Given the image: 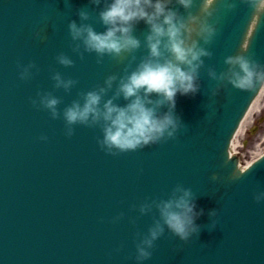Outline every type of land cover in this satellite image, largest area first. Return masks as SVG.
<instances>
[{"label": "water", "instance_id": "1", "mask_svg": "<svg viewBox=\"0 0 264 264\" xmlns=\"http://www.w3.org/2000/svg\"><path fill=\"white\" fill-rule=\"evenodd\" d=\"M82 7L93 13L97 30H105L89 0H0V264H264V201L255 199L264 190V156L242 170L229 153L263 82L241 89L208 73L212 66L226 69L225 57L244 51L245 44L247 54L264 63V13L254 16L245 0L236 8L217 0L210 20L218 31L206 45L213 55L204 58L201 88L177 95L184 126L175 137L114 154L100 146L99 126L77 123L72 135L65 132L64 107L81 89L122 75L132 55L106 54L98 63L95 51L83 57L74 51L69 23L80 22ZM192 11H199V0ZM148 30L140 21L134 34L143 40ZM62 51L73 65L58 62ZM146 51L136 50L133 66ZM33 60L34 75L22 79L20 65ZM55 71L77 80L71 91L55 86ZM41 91L61 97L60 117L33 104ZM119 102L126 103L123 97ZM178 182L191 186L197 207L205 209L197 218L200 232L183 241L166 231L152 257L137 262L136 234L153 222L139 203L165 195ZM214 208L219 223L212 227Z\"/></svg>", "mask_w": 264, "mask_h": 264}, {"label": "clouds", "instance_id": "2", "mask_svg": "<svg viewBox=\"0 0 264 264\" xmlns=\"http://www.w3.org/2000/svg\"><path fill=\"white\" fill-rule=\"evenodd\" d=\"M245 2L255 10L254 16L264 13V0ZM89 3L97 6L98 18L106 28L98 31L90 22L93 13L80 8V22L73 19L69 23L73 50L81 57L85 51H95L98 63L103 62L106 54L113 57L132 55L122 75L110 74L104 83L88 90L81 89L78 97L64 107L66 134L72 135L77 123L99 126L103 132L98 138L100 146L114 154L175 137L184 126L176 111L177 95H194L200 90L204 58L213 55L206 45L213 42L218 31L217 24L210 20L217 12V0H199L198 12L192 11L196 0H89ZM224 3L227 8H236L239 0H224ZM140 21L149 28L143 40L134 34ZM36 35L41 33L37 31ZM249 46L245 44L244 51L227 55L226 69L218 72L214 66L209 67V75L241 89L264 82V63L247 54ZM141 47L147 51L133 66V61H137L135 52ZM57 60L63 65L75 63L73 57L63 51L58 53ZM20 68V77L28 80L34 75L36 62L21 64ZM53 79L57 88L68 91L77 83L75 78L66 77L60 71L53 73ZM220 89L218 85L213 94ZM121 97L126 103L119 102ZM32 102L49 109L53 117L61 116L58 107L61 97L52 91H41ZM216 176L218 174H214V178ZM255 199L264 201V190H258ZM138 207L141 214L152 213L153 222L146 232L136 234L137 262L152 257L157 240L166 231L189 241L200 232L202 225L197 223V218L205 211L197 207L193 188L181 182L163 196L144 199ZM209 214L215 217L212 221L215 227L219 223L218 209H211ZM123 215L121 212L113 220Z\"/></svg>", "mask_w": 264, "mask_h": 264}, {"label": "rangeland", "instance_id": "3", "mask_svg": "<svg viewBox=\"0 0 264 264\" xmlns=\"http://www.w3.org/2000/svg\"><path fill=\"white\" fill-rule=\"evenodd\" d=\"M259 103H261V106L249 115L247 124H245L238 136L240 145H244L238 147V150H240L238 155L242 160H250L255 155L254 150L257 151L256 144L259 142L262 143L261 148L264 150V90L260 96Z\"/></svg>", "mask_w": 264, "mask_h": 264}, {"label": "bare ground", "instance_id": "4", "mask_svg": "<svg viewBox=\"0 0 264 264\" xmlns=\"http://www.w3.org/2000/svg\"><path fill=\"white\" fill-rule=\"evenodd\" d=\"M263 90H264V85L262 86V90H260V94H259V96L256 98V100L255 101H253V103H252V105H251V108H250V110H249V112L247 113V115H246V117L242 120V124H240L241 126L239 127V129L236 131L237 133H236V138L234 139V140H232V144L230 145L231 146V152H233V151H235L234 150V147L236 146V148H237V146H238V142H239V140H238V136H239V133H240V131L243 129V127L245 126V124H247V119H248V117H249V115H251L252 113H254L255 112V110H257V109H259V107L261 106V103H259V99H260V96H261V94H262V92H263ZM261 144L262 143H258V144H256V147L258 148L257 149V154L259 153H261V150H262V148H261ZM256 154V155H257Z\"/></svg>", "mask_w": 264, "mask_h": 264}]
</instances>
